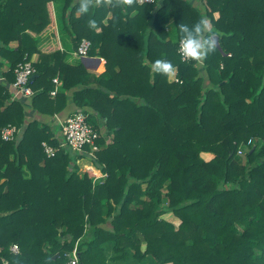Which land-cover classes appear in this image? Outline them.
Returning <instances> with one entry per match:
<instances>
[{"label": "trees", "instance_id": "obj_1", "mask_svg": "<svg viewBox=\"0 0 264 264\" xmlns=\"http://www.w3.org/2000/svg\"><path fill=\"white\" fill-rule=\"evenodd\" d=\"M47 2L35 35L52 24ZM201 3L203 11L189 0H154L81 15L64 0L72 48L87 39V56L105 60L98 75L65 62L55 43L42 51L25 30L0 31V130L22 127L14 141L0 136V264H65L76 242L81 264H264V0ZM200 18L218 38L203 60L207 85L198 63L177 53V25ZM162 58L176 66L174 78L151 71ZM25 60L35 68L37 111L54 115L72 99L103 125L92 161L106 173L100 183L91 169L78 173L79 153L47 157L41 142L56 145L54 131L24 124L23 103L9 100ZM56 76L61 91L51 96ZM167 211L178 225L162 218Z\"/></svg>", "mask_w": 264, "mask_h": 264}, {"label": "crops", "instance_id": "obj_2", "mask_svg": "<svg viewBox=\"0 0 264 264\" xmlns=\"http://www.w3.org/2000/svg\"><path fill=\"white\" fill-rule=\"evenodd\" d=\"M33 2V3H32ZM74 3V0H72ZM189 2L198 7L200 10L203 9V5L201 0H189ZM43 0H0V31H27L31 33L33 36V31L35 30L34 27H37L39 22L42 21L43 11L45 5H43ZM64 7V0H49L46 3L47 11L52 13V24L48 25L44 28L39 34H36V40L38 47L44 51L47 49L49 44L55 43V47L57 46L61 51L65 52L64 61L71 64V65H79L82 64L85 69L91 73V75H98L104 71V58L100 57L99 55L94 56H81L77 54V52L72 48V41L67 30L64 28V23L62 19ZM135 12V11H134ZM133 12V13H134ZM67 14V13H66ZM78 15V13L76 14ZM216 16V14H214ZM31 16L35 17V23L29 21ZM106 21V19L104 20ZM53 34H56L54 38ZM16 46V42L12 41L9 42V47ZM35 54L32 56V60H35ZM199 76L204 77L205 85L208 84L207 74L203 65V61L197 64ZM2 71L6 69V67L1 68ZM57 77V76H56ZM58 78V77H57ZM174 78V75L171 76ZM2 79V78H1ZM53 82V81H52ZM61 80L58 78V91H61ZM54 84V83H53ZM92 87H95V83H91ZM10 92L12 93L9 97V100L20 99L23 103V112H24V124H27L31 121H37L40 124H47L52 128L54 131V135L59 140L61 138L60 135V122L64 120L70 114L79 111H89L92 115H94V111L88 110L87 108H78L72 99H69L66 106L58 113L54 115L43 114L37 111L31 103H30V96H23L20 94L15 95V89L13 88L12 84L9 85ZM77 87L72 88L69 91V95H72V92L76 90ZM42 105V104H41ZM56 126V127H55ZM95 126V125H94ZM97 129V128H96ZM22 127H20L21 134ZM100 131H103V125H100ZM57 140V141H58ZM111 138L108 137L106 142H110ZM53 145V144H52ZM55 146V145H54ZM81 159L83 162H81ZM78 173L80 174L85 169H92L93 173L99 172V169L94 167L93 163L88 160L86 157H81L77 159L76 163L78 164ZM81 168V169H80Z\"/></svg>", "mask_w": 264, "mask_h": 264}, {"label": "built area", "instance_id": "obj_3", "mask_svg": "<svg viewBox=\"0 0 264 264\" xmlns=\"http://www.w3.org/2000/svg\"><path fill=\"white\" fill-rule=\"evenodd\" d=\"M154 0H137L138 5L153 3ZM90 47V41L87 39H82L77 47V54L81 56H86L87 51ZM179 48V40L177 42V53ZM179 55V53H178ZM182 61H189L186 58H182L179 55ZM15 80L12 83L13 88L15 89V95L20 94L23 96L32 95L33 91L29 86L33 74H35V68L33 67L31 60H25L19 62L15 69ZM177 80V79H175ZM54 83L53 89L50 90V95L54 96L58 90V78L54 77L52 79ZM20 127H17L13 124H6L0 130V136L4 141H14L19 136ZM60 135L61 138L57 141V144L54 146L46 141L41 142V146L44 154L47 157H52L57 150L61 148H67L72 152L79 153L82 156L88 158L91 162L96 159V152L99 149L96 141L99 137V131L96 129L87 119V114L83 111H76L64 120L60 122ZM253 143L252 138H248L245 142L240 143L237 147L236 154L238 156H243L246 153ZM90 170V169H89ZM92 170V169H91ZM106 176L105 172H102L99 169V172L93 173L92 184L96 185L100 183L103 178ZM11 251L13 253L18 252V246L13 244L11 246ZM65 264H81L79 262V251L77 247V242L73 246L71 252L68 254V260Z\"/></svg>", "mask_w": 264, "mask_h": 264}, {"label": "clouds", "instance_id": "obj_4", "mask_svg": "<svg viewBox=\"0 0 264 264\" xmlns=\"http://www.w3.org/2000/svg\"><path fill=\"white\" fill-rule=\"evenodd\" d=\"M135 3L137 0H74V7L81 15H86L93 8L102 6H110L113 9L126 8ZM88 25L95 29L97 22L94 18H89ZM177 28L179 31L178 53L182 58L199 63L215 50L218 38L216 33L211 31L207 18H200L191 26L179 23ZM151 71L170 77L175 75L176 66L166 58L156 59L151 64Z\"/></svg>", "mask_w": 264, "mask_h": 264}, {"label": "rangeland", "instance_id": "obj_5", "mask_svg": "<svg viewBox=\"0 0 264 264\" xmlns=\"http://www.w3.org/2000/svg\"><path fill=\"white\" fill-rule=\"evenodd\" d=\"M56 127V126H55ZM202 156L205 158V159H208L209 157H210V154H207V153H205V154H202ZM240 157H242V156H240ZM83 160H85V159H81V162H83ZM79 160H78V164L76 163V165L78 166L79 165ZM80 166V165H79ZM81 169V168H80ZM85 170H87V169H85ZM84 170V171H85ZM84 171L83 172H81L80 174H83L84 173ZM162 218H164V219H166V220H168V221H171L172 223H174L175 225H178V223H179V220L176 218V217H174L173 215H172V213L171 212H169V211H167L166 213H164L163 215H162Z\"/></svg>", "mask_w": 264, "mask_h": 264}, {"label": "water", "instance_id": "obj_6", "mask_svg": "<svg viewBox=\"0 0 264 264\" xmlns=\"http://www.w3.org/2000/svg\"><path fill=\"white\" fill-rule=\"evenodd\" d=\"M35 77H36V74H33V76H32L31 79H34ZM251 151H252V149H251ZM56 256H57V254L53 256V259H54Z\"/></svg>", "mask_w": 264, "mask_h": 264}]
</instances>
